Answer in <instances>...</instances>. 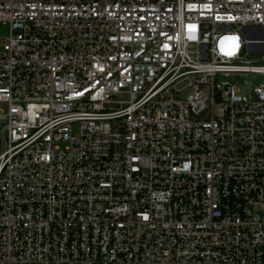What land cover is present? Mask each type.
<instances>
[{"label": "built area", "instance_id": "built-area-1", "mask_svg": "<svg viewBox=\"0 0 264 264\" xmlns=\"http://www.w3.org/2000/svg\"><path fill=\"white\" fill-rule=\"evenodd\" d=\"M0 27V264H264V0H0Z\"/></svg>", "mask_w": 264, "mask_h": 264}, {"label": "rangeland", "instance_id": "rangeland-1", "mask_svg": "<svg viewBox=\"0 0 264 264\" xmlns=\"http://www.w3.org/2000/svg\"><path fill=\"white\" fill-rule=\"evenodd\" d=\"M8 32V28L7 27H0V34L4 35ZM223 78V77H222ZM230 79V78H229Z\"/></svg>", "mask_w": 264, "mask_h": 264}]
</instances>
